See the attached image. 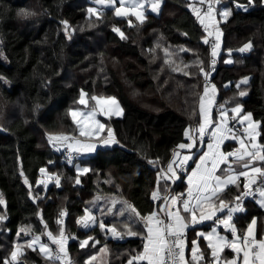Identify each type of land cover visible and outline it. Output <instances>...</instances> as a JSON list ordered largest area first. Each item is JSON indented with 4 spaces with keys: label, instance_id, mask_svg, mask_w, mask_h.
Masks as SVG:
<instances>
[{
    "label": "trees",
    "instance_id": "16d2710c",
    "mask_svg": "<svg viewBox=\"0 0 264 264\" xmlns=\"http://www.w3.org/2000/svg\"><path fill=\"white\" fill-rule=\"evenodd\" d=\"M95 3L0 0V76L8 81L0 80V194L5 201L0 215L6 217L0 221V261L10 260L14 245L20 243L17 264H59L24 241L33 234L47 241L48 231L58 235L63 228L64 235L72 238L65 244L70 264H86L90 256H96L91 264H127L130 254L143 250L140 236L114 237L98 223L80 227L78 219L89 207L97 222L102 219L121 231L129 223L139 231L135 214H103L99 202L116 196L142 215L154 211L157 204L151 192L156 188L157 168L148 161L159 157L160 166H165L173 149L189 142L185 130L200 121L203 75L195 61L203 60L205 68L209 56L205 33L187 1L162 0L160 13H147L143 23L118 17L113 8ZM237 3L245 7L238 8ZM221 4L230 15L219 24L222 44L213 76L218 103L226 107L240 103L244 112H251L260 123L259 143L264 145V0L251 4L221 0ZM89 8L97 12L90 14ZM19 9L34 14L18 15ZM65 20L67 26L62 23ZM249 42L250 49L240 52ZM81 89L89 96L120 100L123 115L106 119L120 143L76 156L70 163L49 143L47 134H78L68 109L78 106ZM241 91L245 95L240 96ZM16 108L18 114L13 116ZM235 147V142L224 145L225 151ZM77 162L89 171L78 173ZM41 168L48 178L59 175V185L54 178L47 186L37 183L46 178ZM185 177L177 182L181 190H186ZM240 189L230 185L222 198L232 202ZM245 209L234 219L238 232H245L256 218L257 234L262 237L264 209L252 199ZM61 218L63 224H58ZM26 226L31 230L18 237L17 232ZM88 237L93 239L81 247ZM194 239L189 228L188 248ZM105 245L106 253L100 251ZM227 255L232 257L233 251Z\"/></svg>",
    "mask_w": 264,
    "mask_h": 264
},
{
    "label": "snow or ice",
    "instance_id": "6c2138e0",
    "mask_svg": "<svg viewBox=\"0 0 264 264\" xmlns=\"http://www.w3.org/2000/svg\"><path fill=\"white\" fill-rule=\"evenodd\" d=\"M97 5L109 6L114 9L115 15L120 17H127L130 14L134 15L136 19L143 23L146 19L144 11L145 5L148 4L153 12L159 10L161 0H129L128 6H125V0H119V6H116L117 0H95ZM254 0H249V4ZM200 3L206 4L207 7L204 10L203 16H201V9L193 6V12L196 14L200 22L205 25V30L208 31L209 36H215L210 42L211 46V59L209 61L210 70L216 64V57L218 55V49L220 48V33L218 30H209L208 23H218L215 20L214 12L215 5L220 3V0H200ZM238 8H244L245 5L237 3ZM88 12L96 13V8H89ZM18 15L29 16L33 15L28 9H19ZM225 19L230 15V11L227 7L220 13ZM207 21V22H206ZM64 25H68V21H62ZM129 25H132V20H128ZM67 31V27L65 28ZM114 31L120 32L119 28H114ZM123 37V33L120 32ZM206 44L209 43L207 38L204 39ZM251 47V43L245 44L239 49L240 52ZM231 51L230 49L228 50ZM198 67V71L202 72L205 77L204 95L200 97L199 113L204 117L203 122L198 121L196 125H190L191 134L189 130H185L184 135L191 143H180L177 149H193V147L204 143L205 135L210 137V141L207 143V150L202 154L189 152L187 155L181 156V152L177 149H173L172 158L163 167L159 164V157L155 160H149L148 163L154 165L157 168V184L156 188L151 192V199L153 201L159 200L160 210L159 212L154 210L146 215L139 213L134 206L128 205L131 212L135 214V223L139 226L140 230H133L129 223H125L123 231L118 230L117 227L112 225H106L103 220L97 222L96 217L89 207L84 209V215L79 218V223L84 228H89L91 225L98 223V226L104 230L108 229L114 237L123 238V236H140L142 238V251H138L135 254H130V258L127 260V264H133L136 261L137 264L141 261H146L147 264H199L204 260V254L199 250L196 240L191 241V256L186 258L185 248L186 230L189 227H193L202 224L204 221H212L213 226H210L209 232H199L198 235L204 237L208 242L207 247L211 250V257L213 258L212 264H264V239L257 240L254 235V226L256 225V218H253L248 228L242 234L238 232L235 223H233V214L241 209L242 197L253 195L251 191L253 185L257 183V176L264 178V166H257L256 162L264 163V145H258L256 140V127L259 124L258 121L252 120V113L248 112L243 116H240L242 105L237 104L231 109V112L235 117H238V123L244 124L247 121V126L243 131L236 133L233 131V127L228 123V110L220 105L219 108V121H210L208 119V110L205 108L204 100L208 97V103L211 105L212 98L209 97L211 91L212 96L215 95L216 86L212 84L209 87V72H206L203 64V60L195 61ZM185 67H188L187 65ZM180 71L181 69H176ZM190 73L185 72V75ZM0 80L8 83L7 78L0 76ZM239 87V85H237ZM240 96L245 95L243 91L239 93ZM87 97V99H86ZM89 101L92 103L89 104ZM76 108H69L68 113L71 116L72 121L76 125L78 134L69 133H48L49 143L54 148L59 150L60 147H66L68 149L69 157L73 153L77 155L81 153H91L96 151L97 145H112L119 144V140L116 139L113 130L110 126L102 123L98 116L111 117L112 115H122L123 109L119 106L118 101L113 96L105 97L103 95H91L89 96L83 89L80 90L79 99L77 101ZM83 105L84 108L79 107ZM39 107V105H37ZM106 135L102 136V133ZM231 136L233 141H239V148L233 151H222L221 145L223 142ZM247 137V142H245ZM196 156L197 159H193ZM179 158V159H178ZM192 161L195 165L190 168L188 162ZM71 163V159H69ZM51 163V161L49 162ZM175 165V167H174ZM224 165V167H221ZM235 165V167H234ZM187 176V192L177 195H171L168 191V182L179 179L177 171ZM43 173L45 169L41 168ZM77 171L88 172V168H79ZM251 173V175H250ZM23 175V173H21ZM240 177L245 178L243 184L244 191L240 195H236L232 198V202L226 201L222 198L224 190L233 185L237 188L240 185L237 183ZM55 179L57 185L60 183V176L55 173L52 177ZM164 180L163 194H161L160 180ZM79 183V179L76 181ZM25 183H28L25 178ZM37 183H44V181H38ZM261 185H264V179L260 181ZM260 204L264 207V186L258 188ZM37 197H33L36 199ZM99 199V197H98ZM2 194H0V204H4ZM116 201L113 199L111 205H115ZM126 203V202H125ZM95 207V205H92ZM103 213V209H98ZM226 210V213H225ZM108 212L112 211L110 206L107 209ZM118 214L124 215V208L121 207L117 210ZM222 213V215H217ZM64 212L60 213L63 217ZM6 217L0 215V221H3ZM128 219H131L129 217ZM58 224H63V219L57 221ZM223 226V229L228 230L231 235V239L227 234L222 235L218 228ZM45 228L47 225L45 224ZM30 226L22 227L17 232V236H20V232H29ZM49 240L57 245V251L53 254L52 249L46 243H40V235L34 236L32 239H27L24 244L28 248H35V245L39 244L40 252L45 256L55 259L56 261L63 260L65 264H70V257L65 247L66 237L64 236L63 228H60L58 235H53L51 231L47 232ZM92 237L81 241L80 246L84 247L88 244ZM99 243V241H94ZM22 245L16 243L13 250L10 253L11 260L4 258L0 261V264H17L19 257L22 255ZM225 248H229L235 252L230 260L223 259L222 253ZM101 252H107V245L100 249ZM62 254V255H61ZM96 256H90L86 264H91V261L95 260Z\"/></svg>",
    "mask_w": 264,
    "mask_h": 264
},
{
    "label": "crops",
    "instance_id": "0c3cea01",
    "mask_svg": "<svg viewBox=\"0 0 264 264\" xmlns=\"http://www.w3.org/2000/svg\"><path fill=\"white\" fill-rule=\"evenodd\" d=\"M95 6H97V7H109V6H107V5H105V6H100V5H97L96 3H95ZM147 6H148V4H147ZM161 7H162V0H161V3H160V5H159V10L158 11H156L155 13H160V10H161ZM224 8H225V6H223L222 4H221V0H220V3L219 4H216L215 5V9H216V11H217V21H219V24L221 23V22H223V21H225L226 19L223 17V16H221L220 15V13H222L223 11H224ZM149 9H151V8H149ZM147 13H151L150 11H148V9L146 10V13H145V15L147 14ZM153 13V12H152ZM155 13H153V14H155ZM158 14H156V15H158ZM219 29H220V27H219ZM219 33H220V38L222 37L221 36V31L219 30ZM204 104H205V108L208 110V119L210 120V121H219V112L218 113H215V109H214V107H213V103H211V105H209V103H208V97H206L205 98V100H204ZM238 104H240V103H238ZM200 105V104H199ZM237 105V104H236ZM236 105H234V106H230V107H226V109L228 110V117H229V119H228V123H229V125H230V123L233 121V119H234V114L231 112V109L233 108V107H235ZM241 105V104H240ZM83 108H84V106H82ZM246 113H248V112H244L243 111V109L241 110V112H240V116H243V115H245ZM99 118V117H98ZM238 118V117H237ZM100 119V118H99ZM107 118H104V121H101L102 123H105L106 124V120ZM200 122H203V119H204V117L200 114ZM239 119V118H238ZM252 120L253 121H255L254 120V118H253V115H252ZM244 124L247 126V121H245L244 122ZM188 130H191V129H189L188 128ZM256 133H257V135H256V140H255V142L258 144V145H261L260 143H259V135H260V123L257 125V127H256ZM103 134V133H102ZM101 134V135H102ZM206 137H205V142H204V145H203V147H202V149H201V152H199L198 154H202V152L203 151H206V149H207V146H206V143L208 142V141H210V137L206 134L205 135ZM187 138V137H186ZM187 140H188V138H187ZM227 142H235V144H236V147H235V149L236 148H239V141L237 140V141H233L232 139H231V137H228V139H226L224 142H223V145H222V150L223 151H225V148H224V145L227 143ZM188 143H191V141H189ZM106 146H109V145H101V144H98L97 145V148H96V151L98 150V148H100V147H106ZM61 148V147H60ZM194 148L195 147H193V149H191V150H189V149H180L179 151L181 152V156H183V155H187V154H189V152H192L193 150H194ZM234 149V150H235ZM96 151H94V152H91V153H81V154H79V155H77L78 157H81V156H84V155H92V154H94ZM229 151H231V150H229ZM233 151V150H232ZM179 159V158H178ZM197 159V158H196ZM257 163V166H262V164L263 163H261V162H256ZM77 166H79V168H88L87 166H84L83 164H81L80 162H77L76 163V165H75V167H76V170H77ZM221 167H224V165H221ZM234 167H235V165H234ZM78 173H85V172H82V171H77ZM43 174L46 176V178H45V181H46V186L52 181V179L51 178H48V173L45 171V172H43ZM48 174V175H47ZM250 175H251V173H250ZM50 176V175H49ZM52 176V175H51ZM259 176H257V178H258ZM176 180H179V179H176ZM244 182H245V178L244 177H240V179L238 180V184L240 185V190H242L243 189V184H244ZM184 183L186 184V192H187V176L185 177V179H184ZM163 185H164V180L163 179H161L160 180V186H161V192H163L162 190H163ZM171 185V181H169L168 182V186H170ZM230 186V185H229ZM225 191V190H224ZM241 192V191H240ZM259 199H261V197L258 195V196H256L255 198H254V200H259ZM161 203V202H160ZM258 203V202H257ZM261 206V205H260ZM262 207V206H261ZM159 208H160V204H159ZM263 209H264V207H262ZM246 209H245V207H243V209H240V210H237L234 214H233V223H234V219L236 218V216H237V214H239V213H241V212H244ZM225 213H226V210H225ZM219 215H222V213H219L218 214V216ZM91 226H93V225H91ZM210 226H213V222L212 221H204L202 224H200V225H197V226H195V229H193V227H189L190 229H193V232H194V234H195V239L194 240H196V242H197V245L199 246V250L201 251V252H203V254H204V260L203 261H200L199 262V264H212V261H213V258L211 257V250L207 247V241L204 239V237H202V236H199L198 235V233L199 232H209L210 230H211V228H210ZM248 228V227H247ZM247 228H246V230H247ZM245 230V231H246ZM218 231H220V233L222 234V235H225V234H227L228 236H229V239H231L232 237H231V235H230V233L228 232V230H225V229H223V226L221 225L219 228H218ZM240 233V232H239ZM243 233V232H242ZM241 233V234H242ZM110 235L111 236H113L112 234H111V232H110ZM254 235L256 236V238H257V240H259V239H264V234H263V236L262 237H259L258 236V234H257V224L254 226ZM65 236V235H64ZM67 239H66V243H68V239L70 240V239H72L71 237H68V236H65ZM31 249H33V248H31ZM34 249H36V248H34ZM190 249H191V247L190 248H188V243L186 244V248H185V256H186V258H190V256H191V251H190ZM229 252H231V251H229V250H227V248H225L224 249V252L222 253V257H223V259H231L233 256H235V252L233 251V256L232 257H229L227 254L229 253ZM21 260V258L19 257V260L18 261H20ZM143 262H145V264H147V262L146 261H143ZM221 264H223V260L221 261Z\"/></svg>",
    "mask_w": 264,
    "mask_h": 264
},
{
    "label": "built area",
    "instance_id": "2783aa9c",
    "mask_svg": "<svg viewBox=\"0 0 264 264\" xmlns=\"http://www.w3.org/2000/svg\"><path fill=\"white\" fill-rule=\"evenodd\" d=\"M186 1H187V3H188V9H189V11H190L191 14L196 18L198 24L202 27V29H203V31H204V33H205V38H207V39L209 40V43L206 44V45H207V47H208V56H209V61H210V59H211V46H210V42H211L213 39H215V36H209V35H208V31L205 30V25L202 24V23L200 22V19H198L197 16H196V14L193 12V6H194V7H197V8H200V9H201V16H203L204 10L206 9L207 5H206V4H203V5H202V4L200 3V0H186ZM214 16H215V20L217 21V11H216V9H215V12H214ZM206 22H207V21H206ZM207 23H208V28H209V30H218V31L220 30V29H219V21H218V23H215V24H213V23H211V22H207ZM220 40H221V38H220ZM221 41H222V40H221ZM218 58H219V55H217V57H216V64L214 65L213 68H211V70H210L209 63H208V65L204 68L206 72H209V73H210V74H209V77H208L209 87H210L212 84L215 85V82H214V80H213V76L215 75L216 70H217V66H218ZM201 73H202V72H201ZM202 75H203V90H202V93H201L200 97L204 95L205 77H204V74H203V73H202ZM215 86H216V85H215ZM209 97L212 98L213 107H214V109H215V111H216L217 113H218L219 110H220V108H219L220 105H223L224 108H226L225 103H218V90H217V88H216V91H215V95H214V96H212L211 91L209 92ZM205 98H206V97H205ZM200 120H201V119H200ZM237 121H238V118H237V117H234L233 121L230 123L229 126L233 127V131H234V132H236V133H240V132L243 131V129H244V127H246V125H245V124H239ZM205 137H206V136H205ZM247 139H248V138L245 137V142H247ZM204 142H205V138H204ZM203 145H204V143H203L202 145H200L199 142H198V146H196L192 152L198 154L199 151L202 149ZM236 149H237V148H236ZM63 150L66 152V153H65V156H66L67 158H69V159H74V158L76 157V154H75V153H73L72 156L69 157V155H68V149H67L66 147H63ZM193 159H196V156H194ZM188 165H189V170H190L191 167H194V166H195V165L192 163L191 160L188 162ZM174 167H175V165H174ZM177 175L180 177L179 180H181V178H182L183 176H185V175L182 174L179 170L177 171ZM261 179H264V178H262V177H258V178H257V183H256L255 185H253L252 188H250V189L248 190V191H251V192L253 193V195H249V196H246V197H242L241 209H243V207L245 206V203H246L248 200L254 199L256 196L259 195L258 188L261 187V186H264V185H261V183H260ZM179 180L171 181V185L168 186L169 194H171V195H177V194H181V193L186 194V190H185V189L181 190V189H179V188L177 187V182H178ZM242 191H244V189H242L241 192H242ZM241 192H240L238 195H240ZM161 194H163V192H161ZM155 203L157 204V207H156L155 210L159 212V210H160V208H159L160 201L157 200V201H155ZM239 210H240V209H239ZM78 221H79V219H78ZM79 226H80V227H83V225H82L81 223L79 224ZM188 230H189V228L186 230V234H185L186 244H187V240H188ZM34 236H36V234H33V235H32V238H33ZM40 243H46V244H48V245H49V248L52 249L53 254L56 253V251H57V245H55L54 243H51V242H42L41 239H40ZM38 247H39V244L35 245V248H38ZM227 250H229V251H233V250H231V249H229V248H227ZM61 255H62V254H61ZM51 259H53V258H51ZM53 260L56 261L55 259H53ZM58 262H61V263H64V264H65V262H64L63 260H60V261H58Z\"/></svg>",
    "mask_w": 264,
    "mask_h": 264
},
{
    "label": "rangeland",
    "instance_id": "374dc122",
    "mask_svg": "<svg viewBox=\"0 0 264 264\" xmlns=\"http://www.w3.org/2000/svg\"><path fill=\"white\" fill-rule=\"evenodd\" d=\"M128 3H129V0H125V6L127 7L128 6ZM116 6H119V0H117V4H116ZM149 8H151L149 5L147 6V4L145 5V8L144 9H142L143 11H144V14L146 13V10L148 9V11H150L151 13L153 12L151 9H149ZM153 13H155V12H153ZM155 14H158V13H155ZM120 17H122V16H120ZM123 18H133V19H135V20H137L136 19V17L134 16V15H129V16H127V17H123ZM219 43H220V48L218 49V55H219V53H220V51H221V44H222V41L221 40H219ZM250 49V48H249ZM249 49H247V51L249 50ZM105 96V95H104ZM105 97H108V96H105ZM113 97H115V96H113ZM116 98V100L118 101V103H119V106L123 109V113H124V108H123V106H122V104H121V102H120V100L117 98V97H115ZM86 99H87V97H86ZM92 102L90 101L89 102V104H91ZM81 108H83L82 106H80ZM13 116H16L17 114H18V112H17V108L16 109H14L13 110V112L11 113ZM123 115V114H122ZM122 115H119V116H117V115H112L111 117H121ZM99 118H100V120L101 121H104V118H108V117H104V116H98ZM98 118V119H99ZM106 121V120H105ZM190 129V128H189ZM189 132H190V134H191V130H189ZM104 135H106V131H105V133L104 134H102V136H104ZM229 137H231V136H229ZM209 142V141H208ZM207 142V143H208ZM207 143H206V146H207ZM112 145H114V144H112ZM112 145H109V146H112ZM223 145V144H222ZM222 145H221V150H222ZM207 150V149H206ZM59 152H62V153H66L64 150H63V148L61 147V148H59V150H58ZM223 151V150H222ZM190 171V170H189ZM115 200L116 201V203H115V205H111V201L112 200ZM97 200L98 201H100L101 200V198H97ZM96 200V201H97ZM252 200H254V199H252ZM257 202H258V204L259 205H261L260 204V199L259 200H257ZM128 205H130V204H128L127 202L125 203V201L123 200V199H121V198H119V197H116V196H114V197H107L104 201H101V202H99V209H103L104 207H105V209H104V212H103V214H109L110 212H108L107 211V209L111 206L112 207V211L111 212H114L115 214H117V215H119L118 214V212H117V210L118 209H120L121 207H123L124 208V214H132V215H134V213H132L131 212V209L128 207ZM101 212V211H100ZM219 213H217V215H218ZM41 241L42 242H51V243H53L51 240H47V241H45V240H43L42 238H41ZM50 258V257H49ZM51 259V258H50ZM10 260H11V257H10ZM59 264H62V263H60L59 262ZM64 264V263H63Z\"/></svg>",
    "mask_w": 264,
    "mask_h": 264
}]
</instances>
